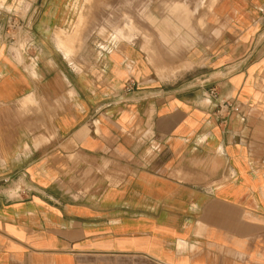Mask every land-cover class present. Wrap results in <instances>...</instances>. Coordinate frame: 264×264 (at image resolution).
<instances>
[{"label": "crops", "instance_id": "0c3cea01", "mask_svg": "<svg viewBox=\"0 0 264 264\" xmlns=\"http://www.w3.org/2000/svg\"><path fill=\"white\" fill-rule=\"evenodd\" d=\"M83 1L0 4V264H264V0Z\"/></svg>", "mask_w": 264, "mask_h": 264}, {"label": "rangeland", "instance_id": "374dc122", "mask_svg": "<svg viewBox=\"0 0 264 264\" xmlns=\"http://www.w3.org/2000/svg\"><path fill=\"white\" fill-rule=\"evenodd\" d=\"M5 0H0V4H2ZM134 1H138L140 4L147 3L149 0H127V2L133 3ZM22 2H24L22 0ZM124 0H122V3ZM80 2L72 12V19L76 20V25L73 27V30L71 32H66L68 35H77L80 31V27L78 24H80L81 20H85L87 18H93L96 22H106V24L109 21V25L104 27H96L93 28V31L99 35L106 36L108 34H114L118 35L117 32V19H118V0H84L83 4ZM16 11V9H15ZM18 12V11H16ZM106 16V17H105ZM127 31L133 29L130 26L126 27ZM123 36V32H121ZM7 42L9 40L6 39ZM79 46H83V43H79ZM13 50H15L17 53L20 52L21 48V42H16L12 46Z\"/></svg>", "mask_w": 264, "mask_h": 264}, {"label": "built area", "instance_id": "2783aa9c", "mask_svg": "<svg viewBox=\"0 0 264 264\" xmlns=\"http://www.w3.org/2000/svg\"><path fill=\"white\" fill-rule=\"evenodd\" d=\"M23 1L24 3L16 8L18 12L15 10L7 12L3 36L5 39L9 40L10 43L22 42L26 49H29L33 47V42L26 34L27 27H25V23L33 0ZM209 94L213 97L214 90H210ZM237 110V106L233 105L228 100H223L219 102L215 112L219 115L220 122L225 124L230 113L236 112Z\"/></svg>", "mask_w": 264, "mask_h": 264}, {"label": "bare ground", "instance_id": "6f19581e", "mask_svg": "<svg viewBox=\"0 0 264 264\" xmlns=\"http://www.w3.org/2000/svg\"><path fill=\"white\" fill-rule=\"evenodd\" d=\"M105 17H106V16H105ZM108 23H109V21H108ZM177 31H179V29H178Z\"/></svg>", "mask_w": 264, "mask_h": 264}]
</instances>
